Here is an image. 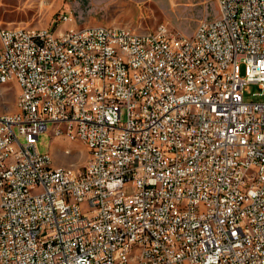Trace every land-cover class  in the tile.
<instances>
[{"label":"built area","instance_id":"obj_1","mask_svg":"<svg viewBox=\"0 0 264 264\" xmlns=\"http://www.w3.org/2000/svg\"><path fill=\"white\" fill-rule=\"evenodd\" d=\"M216 1L192 35L0 27V264H264V0ZM49 123L84 170L40 153Z\"/></svg>","mask_w":264,"mask_h":264},{"label":"rangeland","instance_id":"obj_2","mask_svg":"<svg viewBox=\"0 0 264 264\" xmlns=\"http://www.w3.org/2000/svg\"><path fill=\"white\" fill-rule=\"evenodd\" d=\"M63 9L73 12L74 26L78 27L105 24L142 32L167 24L180 35H192L202 20L219 16L216 0H0V27L21 25L54 29L55 15ZM62 26L68 29L72 25L64 23ZM19 93L20 87L14 82L0 85V111H15ZM245 99L264 102V89L259 83L248 84ZM53 128L49 123L47 130L40 134V153L49 154L55 167L84 170L89 159L86 145L55 135ZM81 207L83 211L90 208L86 202Z\"/></svg>","mask_w":264,"mask_h":264},{"label":"bare ground","instance_id":"obj_3","mask_svg":"<svg viewBox=\"0 0 264 264\" xmlns=\"http://www.w3.org/2000/svg\"><path fill=\"white\" fill-rule=\"evenodd\" d=\"M106 29H114V26L106 25ZM0 52H1V41H0ZM2 84H6V82H0V85H2ZM2 114H12V113H3L2 112ZM73 140H79L86 145L84 137H75V138H73ZM86 147H87L88 153H89V159H88V162H89V161H91V157L93 156V149H90V147L88 145H86ZM46 156H50V155L46 154ZM88 162H87L86 166L88 165Z\"/></svg>","mask_w":264,"mask_h":264}]
</instances>
